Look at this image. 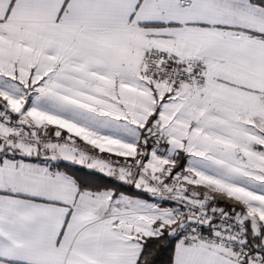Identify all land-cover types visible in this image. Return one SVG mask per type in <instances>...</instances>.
Wrapping results in <instances>:
<instances>
[{
  "label": "snow or ice",
  "instance_id": "snow-or-ice-1",
  "mask_svg": "<svg viewBox=\"0 0 264 264\" xmlns=\"http://www.w3.org/2000/svg\"><path fill=\"white\" fill-rule=\"evenodd\" d=\"M0 264H264V0H0Z\"/></svg>",
  "mask_w": 264,
  "mask_h": 264
},
{
  "label": "trees",
  "instance_id": "trees-1",
  "mask_svg": "<svg viewBox=\"0 0 264 264\" xmlns=\"http://www.w3.org/2000/svg\"><path fill=\"white\" fill-rule=\"evenodd\" d=\"M72 170L76 171L77 174H82V172L87 171V170L80 169L79 166L74 167ZM95 175H96L97 179L94 181V183L97 184V185H101L102 186L106 182V180L105 179H100L99 178L100 177L99 173H96ZM161 259H166V255L164 257H161Z\"/></svg>",
  "mask_w": 264,
  "mask_h": 264
}]
</instances>
